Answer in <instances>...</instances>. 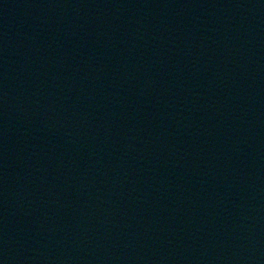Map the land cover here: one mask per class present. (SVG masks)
<instances>
[{"label":"water","instance_id":"95a60500","mask_svg":"<svg viewBox=\"0 0 264 264\" xmlns=\"http://www.w3.org/2000/svg\"><path fill=\"white\" fill-rule=\"evenodd\" d=\"M0 264H264V0H0Z\"/></svg>","mask_w":264,"mask_h":264}]
</instances>
